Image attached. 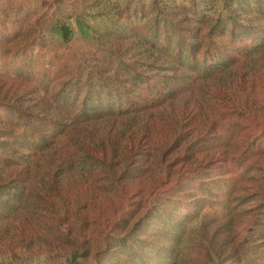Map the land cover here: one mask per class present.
Returning <instances> with one entry per match:
<instances>
[{"label": "rangeland", "instance_id": "obj_1", "mask_svg": "<svg viewBox=\"0 0 264 264\" xmlns=\"http://www.w3.org/2000/svg\"><path fill=\"white\" fill-rule=\"evenodd\" d=\"M0 264H264V0H0Z\"/></svg>", "mask_w": 264, "mask_h": 264}]
</instances>
